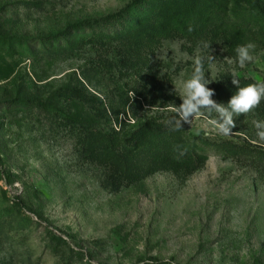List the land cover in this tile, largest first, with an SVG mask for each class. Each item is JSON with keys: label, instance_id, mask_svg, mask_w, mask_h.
<instances>
[{"label": "rangeland", "instance_id": "374dc122", "mask_svg": "<svg viewBox=\"0 0 264 264\" xmlns=\"http://www.w3.org/2000/svg\"><path fill=\"white\" fill-rule=\"evenodd\" d=\"M131 1L0 0V264H264V140L254 126L264 100L234 116L229 135L214 111L181 122L190 142L217 145H201L206 160L194 171L127 180L76 145L63 118L118 128L84 102L89 94L133 124L175 112L197 57L215 104L234 94L215 92L233 72L239 82L264 79V47L240 68L241 44L229 35L131 49L72 34Z\"/></svg>", "mask_w": 264, "mask_h": 264}, {"label": "trees", "instance_id": "16d2710c", "mask_svg": "<svg viewBox=\"0 0 264 264\" xmlns=\"http://www.w3.org/2000/svg\"><path fill=\"white\" fill-rule=\"evenodd\" d=\"M133 9L135 14L130 13ZM146 11V18L141 19ZM71 28L72 34L81 30L93 43L101 38L102 42L104 38H113L115 41L124 40L131 49L152 44L157 46L162 40L172 38L192 43L199 40L217 42L226 35L238 39L241 45L252 42L255 46L264 47V0H236L232 3L229 0H132L126 10L84 21ZM62 38H53L52 42L61 43ZM252 83L240 81L239 87ZM236 90L237 85L227 82L215 92L220 95L228 91L235 93ZM83 100L108 121L118 123V128L117 131L112 128L103 130L81 120L63 118L75 134L76 145L81 153L102 160L124 179L145 177L160 169L186 168L194 171L206 160L201 145L212 144L207 140H202L201 145L195 144L181 134V129L173 131L168 121L175 117V112H167V117L160 119L149 116L133 124L128 123V119L119 123V113L111 106L106 111L100 97L89 94Z\"/></svg>", "mask_w": 264, "mask_h": 264}, {"label": "clouds", "instance_id": "9594fccd", "mask_svg": "<svg viewBox=\"0 0 264 264\" xmlns=\"http://www.w3.org/2000/svg\"><path fill=\"white\" fill-rule=\"evenodd\" d=\"M203 47L207 48L208 45L204 44ZM255 47L252 42L236 47L235 63L240 68H244L248 63L256 62L252 54ZM202 61V57L195 59V67L190 78L182 83V103L178 107L174 106L175 117L170 119L168 123L172 125L173 131H178L182 128L181 122L188 123L192 114L199 112L201 109H206L209 113L214 111L217 114V119L213 123L217 126L218 131L224 135H229L230 130L234 127L233 117L248 113L264 100V80L239 87V80L236 78L237 74L233 72L232 83L237 85V90L229 98L226 105L215 104L209 99L212 94L211 90L205 87V84L209 81L205 79ZM153 111L158 112L160 109L154 108ZM254 126L260 129L257 135L261 140H264V121H255Z\"/></svg>", "mask_w": 264, "mask_h": 264}]
</instances>
